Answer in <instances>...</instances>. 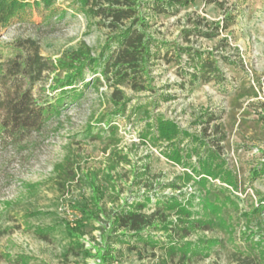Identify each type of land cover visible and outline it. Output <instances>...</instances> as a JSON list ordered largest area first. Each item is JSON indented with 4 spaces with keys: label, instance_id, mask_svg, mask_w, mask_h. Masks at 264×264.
Listing matches in <instances>:
<instances>
[{
    "label": "rangeland",
    "instance_id": "374dc122",
    "mask_svg": "<svg viewBox=\"0 0 264 264\" xmlns=\"http://www.w3.org/2000/svg\"><path fill=\"white\" fill-rule=\"evenodd\" d=\"M242 10L219 37L191 36L193 46L214 50L225 73L223 83L190 84L188 73L195 68L185 64L186 54L181 61L176 55L170 63L160 57L151 66L152 88L136 91L123 86L129 99L125 107L112 101L113 88L101 76L98 86L83 87V96L63 105L42 130L21 141L8 138L0 142V264H102L96 253L104 246L105 225L112 234L108 242L116 256L110 264H180V253L174 261L166 254V241L170 240L166 230H153L157 241L150 244L123 238L121 231L115 233L106 224L105 213L86 223L81 239L93 255L69 237L64 223L80 220L76 206L89 203L95 194L86 178L91 172L97 175L103 193L100 205L108 214L150 195L152 200L144 210L149 215L158 209L157 200L176 195L186 205L189 199L193 202V218H215L211 230L197 229L185 240L217 242L211 248L201 247L185 264H235L239 255L259 254L261 247L253 241L264 240V174L253 178L252 170L264 160V0H248ZM195 12L210 22L224 17L216 5L202 0L178 14L154 16L148 32L163 42L162 51L175 43L187 45L181 33L187 27L186 16ZM107 34V28L85 16L76 0H52L49 6H27L3 27L0 49L8 54L17 40L36 39L40 53L56 62L82 46L96 56ZM222 38H227L228 45L218 47ZM224 57L239 65L227 64ZM53 78L54 74H46L36 81L34 96L46 102L56 95L60 90L51 89ZM208 112L221 115L217 123L226 131L222 159L216 162L224 165L217 171L222 170L223 175L231 172L235 183L206 176L207 189L222 190L230 198L222 214L206 208V192L195 182V176L205 175L193 174L209 147L197 140L202 137V119ZM162 116L190 135H181L182 141L177 143L183 162L166 155L176 143L173 146L161 139L157 118ZM215 123L209 125L208 141L219 136ZM186 173L194 179L187 180ZM168 214L177 221L176 210ZM220 216L226 224L220 223Z\"/></svg>",
    "mask_w": 264,
    "mask_h": 264
},
{
    "label": "trees",
    "instance_id": "16d2710c",
    "mask_svg": "<svg viewBox=\"0 0 264 264\" xmlns=\"http://www.w3.org/2000/svg\"><path fill=\"white\" fill-rule=\"evenodd\" d=\"M196 1L76 0L88 19L95 21L96 26H103L108 30L107 40L100 51L101 53L96 56L90 52L89 48L82 46L78 50L66 52L55 62L52 58L44 57L40 53L39 42L31 38L17 40L8 54H4L0 49V142H5L8 138L21 141L31 132L42 130L55 115L60 113L63 105L69 101H78L83 96V87L98 86L101 76L113 88L112 101L118 106L125 107L129 99L125 95L123 86L131 87L136 91L152 88L151 66L160 57L166 58L170 63L175 60L176 55V59L180 57L181 61L182 56L186 54L185 64L195 68L192 73H188L190 84L198 81L205 84L212 81L223 83L226 79L225 73L219 65L220 60L214 50L193 46L191 36L194 35L198 39L219 37L223 30L228 29L237 21L248 0H202L203 3L216 5L223 11L224 17L221 21L210 22L208 18L202 17L196 12L194 15L188 14L186 16L187 27L181 33L186 46L175 43L164 52L161 48L165 46L163 42H159L154 35L148 32L154 16L178 14L183 8L190 7ZM51 2L52 0H0V30L8 26L12 19L27 6L33 4L49 6ZM225 41L227 38H222L218 47L228 45ZM237 52V56L239 55L240 58L239 49ZM223 56L221 57L223 58ZM224 61L231 65L238 64L237 61H231V57H224ZM186 65L181 69H185ZM46 74L49 76L54 74L51 89L60 91L44 102L38 96H34L33 85L36 81H42ZM221 118V115L208 112L202 119L204 125L202 137H197V140L209 147L200 167H194L193 174L205 175L200 179L195 176V182L206 192L203 198L206 208L212 213L222 214L227 207L225 201L230 198L225 196L222 190L207 189L209 180L206 177L222 178L230 185L235 184L231 172L223 175L222 170L217 171V168L224 165L223 161L216 163L222 159V142L226 138V131L217 123ZM214 121L216 123L213 127L219 136L214 141L210 139L208 141L206 137L209 125ZM157 124L161 139H166L172 144L176 143V148L173 151L166 152L167 157L178 163L183 162L177 143L182 141L181 135L190 136L189 133L182 131L175 122L165 119L163 116L157 118ZM261 174H264V160L252 170L253 178ZM186 175L187 180L194 179L193 175L188 173ZM96 176L91 172L86 177L95 194L89 203L76 206V209L81 213V219L74 224L64 223L70 238L81 243V239L86 233L84 230L86 223L101 218L100 214L105 213L103 218L106 224L111 225L110 229L115 233L121 231L123 238H136L150 244V242L157 241L156 235L152 233L153 230H166L170 238L166 241L168 244L166 254L174 261L180 253V264L190 261L191 254L195 256L199 254L201 247L211 248L217 242L207 238H200L196 242L185 240L186 236L197 229L211 230L216 221L215 218H193V202L189 199L186 205L176 195L167 196L164 200H157L158 209L149 215L144 210L152 200L150 195L145 196L143 201L136 200L131 205L124 204L117 211L108 214L100 205L103 193L98 188ZM222 195L225 197L224 199ZM171 210H176L178 214L176 222L169 218L168 211ZM218 218L221 224H226L221 216ZM106 227L107 225L104 226V246L96 253L102 264H110L111 259L116 260L111 244L108 242L112 234L110 231H106ZM43 237L46 238V236ZM253 243L254 246L261 247L259 254L245 255L244 257L239 255L235 264H264V240L260 239ZM81 245L85 248L83 243ZM85 253L93 255L89 248H85Z\"/></svg>",
    "mask_w": 264,
    "mask_h": 264
}]
</instances>
